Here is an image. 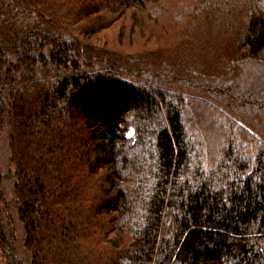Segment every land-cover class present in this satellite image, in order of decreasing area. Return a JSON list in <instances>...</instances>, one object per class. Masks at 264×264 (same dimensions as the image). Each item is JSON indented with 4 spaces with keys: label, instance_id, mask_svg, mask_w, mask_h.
Listing matches in <instances>:
<instances>
[{
    "label": "trees",
    "instance_id": "trees-1",
    "mask_svg": "<svg viewBox=\"0 0 264 264\" xmlns=\"http://www.w3.org/2000/svg\"><path fill=\"white\" fill-rule=\"evenodd\" d=\"M0 264H264V0H0Z\"/></svg>",
    "mask_w": 264,
    "mask_h": 264
},
{
    "label": "rangeland",
    "instance_id": "rangeland-1",
    "mask_svg": "<svg viewBox=\"0 0 264 264\" xmlns=\"http://www.w3.org/2000/svg\"><path fill=\"white\" fill-rule=\"evenodd\" d=\"M128 21V20H127ZM124 22L126 24V27H129L132 23ZM123 26L122 22L113 24L110 28L102 30L94 35L92 37H89V39L96 43L97 45H105L110 48H114V45L117 43L116 38L118 35V31H120V27ZM128 33V32H127ZM128 38V36H127Z\"/></svg>",
    "mask_w": 264,
    "mask_h": 264
}]
</instances>
